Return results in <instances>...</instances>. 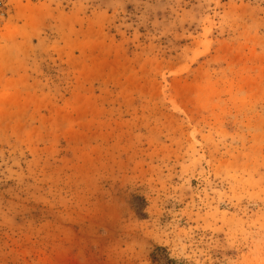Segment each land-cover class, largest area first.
Here are the masks:
<instances>
[{
    "label": "rangeland",
    "instance_id": "1",
    "mask_svg": "<svg viewBox=\"0 0 264 264\" xmlns=\"http://www.w3.org/2000/svg\"><path fill=\"white\" fill-rule=\"evenodd\" d=\"M0 264H264V0H0Z\"/></svg>",
    "mask_w": 264,
    "mask_h": 264
}]
</instances>
